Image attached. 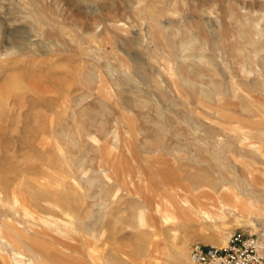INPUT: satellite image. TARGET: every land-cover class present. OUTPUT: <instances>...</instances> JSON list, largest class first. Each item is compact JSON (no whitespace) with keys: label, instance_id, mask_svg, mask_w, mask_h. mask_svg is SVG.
<instances>
[{"label":"rangeland","instance_id":"obj_1","mask_svg":"<svg viewBox=\"0 0 264 264\" xmlns=\"http://www.w3.org/2000/svg\"><path fill=\"white\" fill-rule=\"evenodd\" d=\"M222 186L264 207V0H0V230L42 264L264 245V219L198 214Z\"/></svg>","mask_w":264,"mask_h":264},{"label":"bare ground","instance_id":"obj_2","mask_svg":"<svg viewBox=\"0 0 264 264\" xmlns=\"http://www.w3.org/2000/svg\"><path fill=\"white\" fill-rule=\"evenodd\" d=\"M191 46H192V43L190 41L182 42L181 46H180L181 52L184 54L187 51H190ZM184 55L186 56V54H184ZM197 62H199V61H197ZM181 67H183V66H181ZM183 82L186 85H188L190 88H192L193 90H195L197 88V86H201L200 84H198V83H196L194 81H191L189 79H185V78H183ZM204 91L206 92V90H204ZM243 93H245V92H243ZM184 95H185V93H184ZM215 185L219 186V183H216ZM221 189H222V192H226V193L229 194L231 200L228 201L227 203H224V205L221 208H219V209H215V210L211 209V210H214L216 212V215H214L212 211L207 210L205 208L198 209V214H200V216L203 218L204 221H207V222H210V223H214V221L216 219L220 220V221H225L227 216L230 215V214L236 216L237 219H243L245 221L247 220L246 219L247 216L254 217L256 219V222H260L261 220L264 219V207H260L259 205H257V202L254 201V198L249 197L247 195H245L244 197L240 196V195H237V194L233 193V191H231L229 188H227L225 186H222ZM224 197H226L225 194H224ZM117 199H119V194H117L115 196V200H117ZM24 212L27 214V216L31 217L36 222H40V223H42L44 225H48L50 227H55L56 230H57V233L59 235H65L66 234V236H70V235H68L69 233L67 231V226L66 225H60L58 223L57 224L56 223H50L49 221L44 220L43 218L36 220V217L33 216L28 210H24ZM165 217H167V216H165ZM168 218L171 219L172 223L179 224V226L182 225V223H181L182 220H180V219H182V217H180L179 214L171 212V217H167V218H164V219L167 221ZM7 224L3 223L1 225V230H0V264H42L44 259H45V255L46 254L42 253L41 251H38L37 249L33 248L32 246H26V247L22 248L21 245L19 244V242L17 241V238H18L17 232L18 231L13 229V228H11V227H9L8 226L9 224L8 225ZM256 224L259 225L264 230V225L259 224V223H256ZM224 238L225 239L221 242V244H218V245H225L227 239H226V237H224ZM261 239L264 240V235L260 236V240ZM258 243H259L261 249L264 252V245L259 242V237H258ZM59 257L60 256H58L57 254H54V258L55 259H57ZM193 264H196V263L194 262Z\"/></svg>","mask_w":264,"mask_h":264},{"label":"built area","instance_id":"obj_3","mask_svg":"<svg viewBox=\"0 0 264 264\" xmlns=\"http://www.w3.org/2000/svg\"><path fill=\"white\" fill-rule=\"evenodd\" d=\"M190 258L196 264H264L258 237L240 230L234 231L223 246L192 245Z\"/></svg>","mask_w":264,"mask_h":264}]
</instances>
